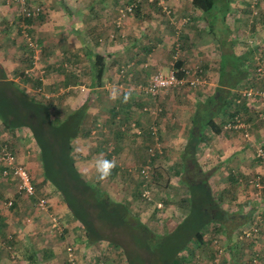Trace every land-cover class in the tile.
I'll list each match as a JSON object with an SVG mask.
<instances>
[{"label":"crops","instance_id":"crops-1","mask_svg":"<svg viewBox=\"0 0 264 264\" xmlns=\"http://www.w3.org/2000/svg\"><path fill=\"white\" fill-rule=\"evenodd\" d=\"M40 1L46 2L48 7L52 4L51 7H53L48 9L44 20L38 23L40 28L50 27L55 31L69 32L70 37H73L76 42L77 50L80 45L77 43L76 28H78V22L83 24L85 21L90 27L88 30L90 34L93 30H95L94 34L99 32L93 47H90V51L86 53L99 52L106 58V63L108 60L113 62V65L107 63L100 86L90 85L89 74L84 83L67 86L75 91V94L70 96L81 95L77 104L90 93L93 96L89 112L91 111L94 128L91 126L92 130L88 132V135H81L73 140L74 150L76 148L81 152L80 156L75 155L76 164L88 178L93 179V174L95 175V168H90L94 161H88L86 164L82 158L86 153H94L96 145L92 144L95 143L93 140L95 130L100 131L109 142H112L115 148L113 157L123 168L134 161L143 159L141 149L145 148V144L155 146L156 143H160L159 135L164 140V143L160 144L167 146L169 156L167 158H175V162H180V150L187 140L186 134L191 126L194 103L197 99L212 93L219 84V66L224 53L233 50L237 54H250V59L245 62L246 76L239 84L230 87L228 109L216 116V120H223L224 123L233 114L238 113L248 126L252 140L244 138L239 129L223 127L219 133L208 130L209 137L200 143L196 155L201 170L209 174L212 188L213 184L221 186V179H227L232 185L238 183L240 178L250 181L247 187L250 189L252 202L250 211L261 212L259 222L252 219L254 214L251 212L252 215L247 214L246 218L228 223L226 227H234L232 225L236 223L235 226L243 230L257 222L259 229L245 238L237 237L236 233L227 237L220 234L225 237L223 244L215 243V238L210 240L208 232L204 233L203 241L187 247L183 251V256L190 261L194 259L196 264H250L252 257L258 255V264H264V164L254 155L256 143L264 146V121L259 118V113L264 110V102L257 96L241 97L240 101H237L241 87L264 86V71H260L261 68L264 70V0H257L259 3L257 17H253L250 12L252 19L249 17L248 21H243V18L235 14L234 8L242 5V1L230 0V10L223 12L214 9L217 17L212 24L209 17L205 19L202 10L192 6L191 0H165L169 13L163 9L159 0ZM133 1L137 3L135 11L127 14L118 25L115 20L120 7L118 3ZM62 2L65 5L68 2L69 9H64L61 6ZM160 8L163 13H159ZM64 13L70 15V23L65 20ZM79 16L82 18L81 21L78 19ZM91 18L100 20L94 21V25H91L88 22ZM72 19L78 22H72ZM110 22H113L112 28L108 29L106 24ZM35 26L34 23L31 24L32 28ZM55 31L51 33H56ZM104 33H106L105 37H103ZM107 34H109L108 38H106ZM240 36H244L245 43L237 40ZM66 53L69 54L68 51ZM173 60L181 69L201 68L206 82L199 84L200 86L197 85L200 87L195 89L197 91H194L196 86L182 83L161 90L156 96L138 90L137 85L141 81L146 82L151 73L157 69L168 70ZM177 62L180 64L177 65ZM6 71L8 74V70ZM76 74L80 75L79 72ZM62 76L63 74L56 79L63 80ZM211 88L213 91L204 93ZM128 89H133V92L127 103L122 102V95L115 100L111 99L113 91L119 90L123 93ZM100 98L102 100L98 102ZM153 107H156L154 112L151 111ZM161 110H164L163 113ZM131 123H135V127ZM0 139L8 140L16 148L18 159L30 171L36 188L34 196L17 192L13 180L0 177V197L15 199L14 207L11 209L5 206L0 207V230L4 235L2 237L0 234V241H10L15 249L13 254L11 252L13 257L11 260L0 253V264H61L66 255L65 244L71 242L78 247L79 259L84 262L82 250L88 246L82 245L84 232L79 221L73 218L59 191L45 179L39 150L29 129L23 126L13 131L3 127L0 122ZM84 141H88L91 145L84 147ZM169 151L175 156L170 155ZM154 152L156 155L161 153L162 149L161 151L155 149ZM168 159L165 162H173ZM167 168L171 167L167 166ZM177 172V169H174L170 177L175 178ZM256 175H260L262 181L259 189L251 182ZM122 186L127 188L128 182ZM106 190L114 198L126 200L127 196L124 193L130 194L133 189H124L121 192L108 187ZM168 191L176 200V203H172L171 206L184 210V206L182 208L179 206L180 193L177 189H168ZM222 191V189L215 191L216 197L225 199L222 197ZM231 191V196H235L237 189L235 191L231 189ZM41 195L48 198V211L38 210L35 205L37 198ZM260 199H262L259 203L261 206H256L255 201ZM51 212L59 216L64 226V234L61 236L51 232L48 227ZM184 215L185 211L181 216ZM171 220L168 218L166 223L172 228L174 224L169 226ZM173 223L177 222L173 221ZM214 225L216 222H210L208 228ZM239 230L236 232L238 233ZM100 243L102 247L105 246V240L94 244L100 245Z\"/></svg>","mask_w":264,"mask_h":264},{"label":"trees","instance_id":"trees-1","mask_svg":"<svg viewBox=\"0 0 264 264\" xmlns=\"http://www.w3.org/2000/svg\"><path fill=\"white\" fill-rule=\"evenodd\" d=\"M228 1L230 0H191V3L195 9L202 10L205 19L209 17L212 24L217 17L214 9H219L223 12L227 11L229 9L227 6ZM11 2L19 3L17 0H11ZM25 2L27 8L30 9V14L24 15L19 10L18 15L21 13L20 15L27 22L26 25L28 27L36 19L39 20L45 16V9L43 5H35L30 0H25ZM225 3L227 5L223 6ZM36 6L39 8L35 9ZM61 6L67 9L63 2ZM136 7H134L133 11H135ZM257 14L252 15L257 17ZM29 43L27 42L29 56L33 57V45L31 46L30 44L32 43ZM64 54L65 56L67 55V53ZM65 56L61 57L63 59H55L53 62H48L47 67L43 68L36 76L32 75L34 74L33 71L16 67V75L18 74L17 76L20 79L22 78L34 86V92L39 93L36 95L29 90L30 87L28 88L20 83L17 77L9 76L6 68L0 62V122L3 127L13 131L23 126L29 129L39 150V158L45 179L55 186L73 218L79 221L84 232V243L82 242V245H88L86 249L82 250L84 254L83 262L79 259L78 247L72 242L66 243V255L61 264H66V258L70 254L76 255L80 264H97L100 259L104 260L105 264H114L116 261L113 262L107 257V254L111 252L109 250L110 246L119 248L118 254L114 256L121 258V263L119 264L185 263L187 258L180 252L192 245V243L200 244L203 241L204 233H207L206 230L210 222H216L215 231L224 229L226 224L233 223L232 219L234 217H231V215L241 214L231 213L219 206L218 199L213 194L210 183L207 181L209 174L207 171L201 170L196 154L200 143L208 139V130L219 133L223 125L235 115L242 119L238 113H235L223 123V120L217 121L216 116L228 109L230 87L239 84L246 76L245 62L250 59V54H237L233 50L229 53H224L219 66V84L212 93L204 98L197 99L194 103L189 136L180 150L184 172L191 173L190 177L186 176V179L183 180L187 184L188 192L185 193V197H180V202L183 205L181 206L180 203L179 206L180 208L184 206V210H182L185 211V215L183 217L180 215L175 220L177 223H174L172 228H168L167 223L164 222V230L158 226V228H155L150 220L151 224L148 225L137 211L131 209L127 200L114 198L97 181H91L79 170L75 161L76 151L74 150L73 140L81 135H88V132L92 130L93 126L91 123L93 118L91 111L89 112V106L93 96L90 93L81 103L77 104V102L73 107L66 108L65 111L62 109L60 103L63 98L62 94H66L65 91L69 90L67 86L71 84L68 78L72 76L73 79H77L73 81L76 82L74 84L82 83L81 79H79L80 75L76 74L78 73L77 71L67 72L68 68H72V65L68 62L71 60L69 56ZM86 56L90 65V73H87V77L89 74V83L91 86H100L107 63L113 65V62L108 60L106 63V58L99 52L88 53ZM30 57L27 64L31 68L33 61ZM178 64L180 62H177ZM58 73L63 74L64 79H52L51 83L49 81L48 85L50 87L48 91L52 92L51 90H53V94L44 93L45 89L42 88L43 76L50 74L55 77L58 76ZM182 73L183 71L180 70L178 75L181 76ZM229 75L232 76L231 80L227 77ZM147 81H141L138 85H144ZM137 88L140 92H143L139 86ZM70 93L75 94V91L71 88ZM70 97L74 98L75 96L72 95ZM101 100L102 98L98 102H101ZM98 132L95 130V134ZM100 136L102 139L107 140L104 134L101 133ZM0 140H2L0 147L3 142H7L16 153V148L12 146V143L10 144L6 139ZM101 145L105 146V144H99L98 147ZM144 147L148 149L149 144L148 146L145 144ZM114 154L115 151L108 149L106 157L118 163L117 159L113 157ZM21 163L23 164V162ZM118 164L119 170L123 169V171L127 172L121 167L120 163ZM23 165L26 167L25 164ZM1 168L2 165L0 163V177L13 180L16 184L15 177L12 174L4 175ZM113 170H118V167L116 166ZM169 195L170 191L165 193L166 197ZM8 201H10L9 204ZM14 201L15 199L12 197H0V207L5 206V208L11 209L14 207ZM155 207L157 210L162 211L164 203L160 201L159 205L157 203ZM46 208H48V203ZM250 213H244V215L241 214L240 216L244 219L247 214L251 215ZM48 227H50V217ZM56 234L61 236L64 233ZM207 235L209 236V233ZM102 240H105V248L103 247L101 253L95 254L92 251L96 246L94 243ZM107 246L109 247L107 248Z\"/></svg>","mask_w":264,"mask_h":264},{"label":"rangeland","instance_id":"rangeland-1","mask_svg":"<svg viewBox=\"0 0 264 264\" xmlns=\"http://www.w3.org/2000/svg\"><path fill=\"white\" fill-rule=\"evenodd\" d=\"M241 1H242L241 2L242 5H238V6H236V8H234L235 14L237 13L238 17L243 18L244 19L243 21H245V20L248 21V19L250 17L249 13L252 12V9H253L252 7H250L252 0H241ZM30 2L35 4V5H39V4L43 5V8L45 9L44 15L47 14L49 8H53V7H51L52 4L50 7H48V4L44 1L30 0ZM53 4H55V3H53ZM118 4L121 6L123 3L120 2ZM224 5H227V3L223 4V6ZM258 5H259V3L256 2L255 6L258 7ZM66 6H67V9H69V3L68 2L66 3ZM227 6L229 7L228 10H230V6H231L230 1H228ZM56 7H59V6L56 5ZM111 8H109V9H111ZM19 10H20L19 3L17 4L16 2H11V0H0V62L3 64V66L6 68V70H8V75L11 77H15V78L17 77L20 83L24 84L28 88L30 87L29 90L33 91V94H35V95L39 94L38 92H34V86H32L29 82L24 81L22 78L20 79V77L17 76L18 74L16 75V73H15L16 67H19L20 69H28L30 71H33L34 74H32V75L36 76V75H38V73H40L42 71L43 68L47 67L48 62H53V61H55V59H57V60L63 59L61 57H64L65 56L64 53H66V51H68L69 52V54H68L69 58L71 59L68 62L72 65L71 66L72 68H68L67 72H72V71L79 72L80 73L79 79H81L82 83H84L87 80V73H89V66H90L87 56L85 57L84 55L88 54L86 52L90 51V49H91L90 47H93V42H95V40L98 38L99 32L94 34L95 30H93V32L90 34L88 32V30H90V27L87 26V24H88L87 22L84 21V23L82 24L81 22H78V20L72 19V22L77 21L79 23L78 28H76L77 29L76 38L78 39L77 43L80 46H78L79 48L76 50V47H75L76 42H75L73 37H70L69 32L66 33L65 30L55 31L54 28H50V27L49 28H40L39 24L45 16L42 19H39V20L36 19L35 21H33V23L36 25L35 28H32L31 25L27 27V25H26L27 22L22 18V15H20L21 13L18 15ZM225 10H227V9H225ZM158 11H159V13H163L161 8L158 9ZM258 12H259V9H258ZM64 14H65V20L68 23H70V19H71L70 15H68L66 13H64ZM78 19H80V21H81V19H82L81 16H79ZM96 20L99 21L100 19L91 18V19H89L88 22L91 25H94V21H96ZM108 21H106V23ZM37 24H38V27H37ZM112 24H113V22H110V23L106 24V27L108 29H110V28H112ZM115 30H117V29H115ZM52 31H55L56 33H51ZM111 31H113V30L111 29ZM101 35H102V33H101ZM105 35H106V33L103 34V37H105ZM29 37H31V38H29ZM108 37H109V34H107L106 38H108ZM112 39H116V38L112 37ZM237 40H239L241 43H245L244 36H240ZM30 41L32 44L29 43ZM27 42L31 46L33 45L32 46L33 47L32 52H33L34 60H33V57L29 56V48H28ZM35 43H37V44H35ZM84 47H85V50L86 49H88V50L84 51ZM68 55H66L65 57H67ZM29 57L33 61L31 68L27 64ZM54 73H56V72H54ZM54 73H53V75H54ZM61 75L62 74L58 73V76H55V77L50 75V74L48 76H46V75L43 76L42 88L45 89L44 93L53 94L52 93L53 90H51L52 92L48 91V89L50 87L48 85V82L50 81V83H51V81H53L52 79H56L57 77H59ZM62 77H64V76H62ZM227 77H229L230 80L232 79L231 75H229ZM68 79H69V81H71V84L76 83L73 81L77 80V79H73L72 76L69 77ZM194 86H196V87H194V91H197L195 89L200 88V87H198L200 85H198V86L194 85ZM68 89H69L68 91L67 90L65 91L66 94H62L63 98L60 101V103L62 105V109L64 111L66 110V108L73 107L74 104L77 103L81 99V95H79V94H78V96L71 98L70 97V94H71L70 89L71 88H68ZM210 91H213L212 88L207 89L204 93H207ZM161 111L163 113L164 110H161ZM92 124H93V122L91 123V125ZM93 128H94V126H93ZM95 135L96 136H94V138H93L95 143L92 145H96L97 147L95 148V150H93L94 153H91V154L86 153L85 156L83 155L84 157L82 159L85 161V163L88 161H95V158L101 154H103L106 157V152L108 151V149L115 151V149L113 148L112 142H109L105 139H102L100 136L101 135L100 132L96 133ZM186 135H187V137L189 136V130H188V133ZM159 137H160V141H161L160 143H164L162 136L159 135ZM84 143H85V144H83L84 147H86L89 144L91 145V143H89L88 141H84ZM99 144H105V146L101 145L100 147H98ZM146 149L147 148L145 147V148L141 149V151H140V153L143 152V159H141L140 161H138V160L134 161L130 165H127L126 167H124V169L127 172L123 171V169L119 170V164L117 163L118 170H113L111 176L108 179H106L104 181H98L96 179V172H94L95 175L93 174V179L92 178H89V179L91 181H93V180L95 182L97 181V183L103 189L110 187L111 189L112 188L117 189V191H121V192H123L124 189H133L130 194L128 192L124 193L127 196L126 200L129 202L131 209L133 211H137L142 216L141 218L143 220H145L148 225H150L152 223L155 228H158V227L161 228L162 227L161 229L164 230V228H163L164 222L166 223L168 218L175 221L177 218L180 217V215H182V212H183L182 209L173 208V206H171L172 203H174V204L176 203V200L173 198V195L171 193L168 197L165 196V193L168 192V189L169 190L170 189H177V192L180 193L179 194L180 197L181 198L185 197V193L188 192V187L185 186L186 183L183 180L186 179V176L190 177L191 173L184 172L182 161L175 162L174 161L175 158H171V159L167 158L169 156L167 154V146L166 145L162 144L161 145L162 152L161 153L159 152L156 155L154 152L155 149L158 150L156 146H150V144H149V148L147 150ZM75 151H76L75 152L76 155L80 156L79 153H81V152L78 151V149H76V148H75ZM169 153H170V151H169ZM170 155L175 156V154L173 152H171ZM167 159L173 160V162H165V161H167ZM180 159H181V157H180ZM140 162H142V163H140ZM86 164H88V163H86ZM145 164H149V166H150L149 173L147 176L140 174L137 170L139 167H141L142 165H145ZM167 166H170L171 168H167ZM90 168H93V166H91ZM174 169L175 170L177 169V171L179 169V171L175 174V178H172V177H170V175ZM207 181L210 183L209 177H207ZM127 182H128L127 188L122 186L124 183H127ZM220 182H221V186L218 187V185L213 184V188L211 187L212 191L214 192L213 194L215 195V197L217 196L216 195L217 192H215V191H218V189L223 190L222 191V193H223L222 197H224L225 199H220L217 197L219 206L221 208H224L225 210L231 212V213L235 212V213H241L243 215H244V213H248V212L250 213V208H251L252 202H251L250 189L247 188L248 183H250V181L247 182V180L245 178H240V179H238V183H235V184L233 183V185L231 184V182H228L227 179H221ZM209 185L211 186V183ZM145 187H148V189H150V192H151V198L150 199H146L142 195V190ZM214 189H215V191H214ZM231 189H234V191H235V189H237V193L235 194V196H231V193H232ZM253 196H254V194H253ZM180 199L178 200V202L181 201ZM160 201L164 203V208L162 211L157 210L155 207V205L157 203H159ZM261 201H262V199L255 201V202H257L256 206H261V205H259V203ZM251 212H252V214H254V218H252V219H254L256 221L258 220V222H259V219L261 218V215H260L261 212L256 211L253 213V210ZM240 215H231V217H234L232 219L233 223L236 222V220L238 221L239 219H242V217ZM149 220L151 221V223ZM172 220H171L169 226H171V224H174ZM235 225H236V223L232 225L234 227H229V228L225 227L224 229H220V230L218 229L216 231L214 228V227H216V225H214L211 228H207L206 231L209 233L210 240L217 237L218 238L217 243L223 244L225 237H223V235L221 236L220 234H224V236L227 237L228 235L232 236L233 234L236 233V236L238 237V235L241 231V229H240L241 227L238 228V226H235ZM258 227H259V225H258ZM168 228H171V227H168ZM238 230H239V232L237 233L236 231H238ZM1 231L2 230H0V234L2 237H4V235L2 234ZM8 244H10V243L7 241H3V240L0 241V250H1L0 253L6 259L11 260L13 258L11 255L14 253L15 249H13L12 244H10V246H8ZM106 245H107V242H106ZM9 247H11V248H9ZM108 247L109 246H107V248ZM109 250L111 252H109L107 254L108 259L113 260V262L116 261V262H114V264L121 263L120 257H118V256L114 257L115 255L118 254L119 248H115L114 246H112V247L110 246ZM92 251L95 254L101 253L103 251L102 244L101 243H100V245L96 244V246L93 248ZM11 252H12V254H11ZM182 252H180V253L183 255ZM253 258H257V264H258L259 263L258 255L252 257L250 264H252ZM183 264H196V262L194 261V259H192L190 261V259L187 258V261H185V263L183 262ZM201 264H203V263H201Z\"/></svg>","mask_w":264,"mask_h":264},{"label":"built area","instance_id":"built-area-1","mask_svg":"<svg viewBox=\"0 0 264 264\" xmlns=\"http://www.w3.org/2000/svg\"><path fill=\"white\" fill-rule=\"evenodd\" d=\"M16 1V0H14ZM20 4V10L25 15L30 14V9L27 8L25 0H17ZM257 0H252L250 7H252L251 14L258 13V9L255 6V3ZM159 3L163 5V9L165 11H169L168 6L165 3V0H159ZM136 1L126 3L125 5L118 8L117 16H116V23L118 25L121 24L123 18L131 13L134 10V7L136 6ZM39 7L36 6L35 9H38ZM31 43V41H30ZM182 70L183 73L181 76L178 75V72ZM261 72L264 70L261 68ZM201 68H179L175 65V60L171 62L170 67L168 70L163 71L162 69H157L154 71L147 83L144 85H138L139 88L146 94L149 95H157L161 90H166L169 87H173L178 84L186 83L189 85H199L204 84L206 82V78L202 73ZM240 96L237 97V101H240L241 97H251V96H258L261 100L264 101V86L263 87H254V86H244L239 89ZM145 109H149V107H144ZM154 109L156 107L151 108V111L154 112ZM259 118L264 120V110L259 113ZM133 127H135V123H131ZM224 128L226 129H239L241 130V133L244 138L247 140H252L250 135V130L248 129V126L243 122V120L238 116L235 115L231 120L227 121L224 125ZM159 151H161V144L156 143L155 145ZM254 155L259 159L261 163L264 164V146L261 143H256L254 148ZM0 163L2 165V173L4 175H13L16 179V185H17V192L26 193L28 195L35 194V185L31 179V174L29 173L27 167H25L21 161H19L15 151L9 146L7 142H3V144L0 147ZM149 164L142 165L137 170L140 174L147 176L149 173ZM251 182L254 183L255 187L261 188V177L260 175H256L254 178L251 179ZM258 188V189H259ZM142 195L146 199L151 198V192L148 187H145L142 190ZM10 201H8V204ZM48 203V199L46 196H39L35 202V205L37 209L39 210H47L46 205ZM159 205V203H158ZM50 217V231L55 233H62L64 231V227L61 224L59 220V216L51 212L49 214ZM259 227L256 222H254L252 225H250L248 228H244L239 233V238H245L248 236L253 235L258 231ZM218 239L215 237L214 242L217 243ZM70 248V247H69ZM80 261L77 260L76 255L70 254L68 255V258H66V264H80ZM97 264H105L104 260H99ZM252 264H257V258H253Z\"/></svg>","mask_w":264,"mask_h":264},{"label":"clouds","instance_id":"clouds-1","mask_svg":"<svg viewBox=\"0 0 264 264\" xmlns=\"http://www.w3.org/2000/svg\"><path fill=\"white\" fill-rule=\"evenodd\" d=\"M132 92L133 89H128L123 93H120L119 90H115L111 93V99L115 100L117 98H120V96L122 95L123 97L122 102L127 103L132 97ZM116 166L117 163L115 160H110L106 158L103 154L99 155L98 157L95 158L93 164V167L95 168V172H96V179L98 181H104L108 179L111 176L112 171Z\"/></svg>","mask_w":264,"mask_h":264}]
</instances>
